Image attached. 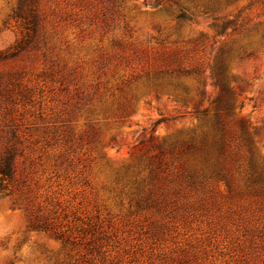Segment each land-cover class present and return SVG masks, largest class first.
Here are the masks:
<instances>
[{
	"label": "rangeland",
	"instance_id": "obj_1",
	"mask_svg": "<svg viewBox=\"0 0 264 264\" xmlns=\"http://www.w3.org/2000/svg\"><path fill=\"white\" fill-rule=\"evenodd\" d=\"M20 1L0 0V53ZM37 15L0 61V264H264V0Z\"/></svg>",
	"mask_w": 264,
	"mask_h": 264
},
{
	"label": "trees",
	"instance_id": "obj_2",
	"mask_svg": "<svg viewBox=\"0 0 264 264\" xmlns=\"http://www.w3.org/2000/svg\"><path fill=\"white\" fill-rule=\"evenodd\" d=\"M37 3L38 0H21L19 6L15 12L16 16L20 19L25 21V29L26 35L25 38L19 42L13 51L9 53H0V61H5L11 58H15L21 52L27 50L29 45L31 44L35 34L38 31L39 27V19L37 15ZM224 71L223 66L220 68V74ZM212 78L215 79L214 75ZM215 87L218 86V81L215 80L214 84ZM208 109H205L201 112L202 115H207ZM220 116V115H219ZM217 115V118L219 117ZM224 137V135H222ZM225 149L224 145L221 146L220 151L223 153ZM16 153L14 149H10L6 151L4 157L0 160V194L4 193L8 189V182H10L14 175V166L13 161ZM226 169L221 166L216 168L213 172V175L216 177H220L223 181L227 182V173ZM253 174H256V170L253 171ZM258 184H261L263 187L261 189L262 195H264V177L259 175L256 179Z\"/></svg>",
	"mask_w": 264,
	"mask_h": 264
}]
</instances>
